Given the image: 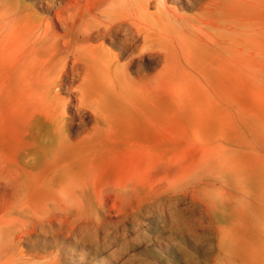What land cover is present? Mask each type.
<instances>
[{"label":"bare ground","instance_id":"bare-ground-1","mask_svg":"<svg viewBox=\"0 0 264 264\" xmlns=\"http://www.w3.org/2000/svg\"><path fill=\"white\" fill-rule=\"evenodd\" d=\"M225 1L37 0L2 13L0 264H40L49 238L97 243L159 204L167 253L189 255L180 243L196 240L174 225L193 208L228 264H264V139L250 144L263 163L241 164L247 146L214 130L217 107L247 100L239 57L205 52ZM145 58L161 68L148 75Z\"/></svg>","mask_w":264,"mask_h":264},{"label":"rangeland","instance_id":"rangeland-1","mask_svg":"<svg viewBox=\"0 0 264 264\" xmlns=\"http://www.w3.org/2000/svg\"><path fill=\"white\" fill-rule=\"evenodd\" d=\"M17 2L32 6L37 0H0V9L2 8L0 17L7 8V10L13 8ZM187 12L193 14L195 11ZM212 17L216 25L204 27V40L205 44H208L205 52L215 56L239 57L232 67L240 74V92L247 98L239 108L227 101L217 107L215 111L222 124L214 130L219 137L232 139V144H235L232 146L233 149H237L238 145L247 146L242 151L244 155L234 150L241 164H244V158L251 163H263L261 161L263 159L258 158L259 154L252 149V145L255 140L254 134L258 133L264 139V0H226L224 5L212 11ZM144 64H147V74L151 75L161 68L162 61L154 62L151 58H145ZM210 93L216 96L217 90L211 88ZM225 93L229 97L234 96L236 93L239 94V89L237 91L227 89ZM68 114L71 115L73 112L68 111ZM252 121L263 123L253 124ZM193 132L194 130H190L189 134ZM261 151L264 156V149L262 148ZM233 157H236L235 154L228 152L225 158ZM241 206L242 204L236 209L242 211ZM162 208L165 209L167 206L159 204L142 210L125 221L121 220L117 223L114 221V227L109 230L108 235L102 236L97 243L89 240L79 246L74 242L67 243L63 239L49 238L42 241L39 249H43L46 254L38 262L40 264H213L217 258L228 264L223 255L217 254L220 246L218 232L209 221L202 220L201 211L193 208L178 212L177 220L180 222L177 224L180 225H174L176 232L186 233L187 236L191 234L193 236L191 238H195V243L186 245L180 243L184 248L181 249L182 252L184 251L186 256L189 255L185 257L175 251L167 253L164 247L162 250L155 242L162 227L169 222L167 220L169 215L165 214L163 217Z\"/></svg>","mask_w":264,"mask_h":264}]
</instances>
